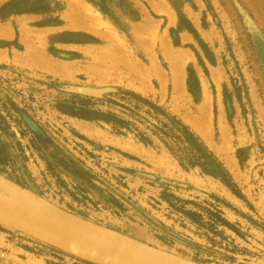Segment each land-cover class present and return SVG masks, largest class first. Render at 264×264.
Here are the masks:
<instances>
[{"label":"rangeland","instance_id":"obj_1","mask_svg":"<svg viewBox=\"0 0 264 264\" xmlns=\"http://www.w3.org/2000/svg\"><path fill=\"white\" fill-rule=\"evenodd\" d=\"M0 178L196 264H264V0H0ZM93 259L0 223V264Z\"/></svg>","mask_w":264,"mask_h":264},{"label":"water","instance_id":"obj_2","mask_svg":"<svg viewBox=\"0 0 264 264\" xmlns=\"http://www.w3.org/2000/svg\"><path fill=\"white\" fill-rule=\"evenodd\" d=\"M0 222L127 264H196L84 222L1 179Z\"/></svg>","mask_w":264,"mask_h":264},{"label":"bare ground","instance_id":"obj_3","mask_svg":"<svg viewBox=\"0 0 264 264\" xmlns=\"http://www.w3.org/2000/svg\"><path fill=\"white\" fill-rule=\"evenodd\" d=\"M91 19V18H90ZM85 22V21H84ZM163 45V44H162ZM166 45H163V47H165ZM161 47V46H160ZM162 47V48H163ZM162 48H160L161 50H162ZM167 48V46L165 47V49ZM163 49L164 50V53L163 54H167V56L170 54V52L169 53H167V51H170V50H168V49ZM172 51V50H171ZM173 52V51H172ZM172 54V53H171ZM170 56V55H169ZM170 59V58H169ZM152 67V66H151ZM167 77V76H166ZM180 79V78H179ZM1 179V178H0ZM2 180V179H1ZM2 181H4V180H2ZM5 182V181H4ZM5 183H7V182H5ZM8 185H10L9 183H7ZM11 187H14V186H12V185H10ZM15 188V187H14ZM17 189V188H16ZM21 192H23V191H21ZM23 193H25V194H27V195H29V196H31V197H34V196H32V195H30V194H28V193H26V192H23ZM34 198H36V197H34ZM37 200H39V201H41V202H43V203H45V204H48V203H46V202H44V201H42V200H40V199H38V198H36ZM49 205H51V204H49ZM51 206H53V205H51ZM53 207H55V206H53ZM55 208H57V207H55ZM58 209V208H57ZM58 210H60V211H62L61 209H58ZM62 212H64V211H62ZM64 213H66V212H64ZM67 214H69V213H67ZM69 215H71V214H69ZM71 216H73V215H71ZM73 217H75V216H73ZM75 218H77V217H75ZM78 219H80V218H78ZM80 220H82V219H80ZM82 221H84V222H87V221H85V220H82ZM1 224H3V225H6V226H9V227H13V228H16V229H19V230H21V231H24V232H28V233H31V234H33V235H35V236H38L37 234H34V233H32V232H29V231H26V230H23V229H20V228H17V227H15V226H12V225H8V224H5V223H2V222H0ZM87 223H89V224H92V223H90V222H87ZM92 225H94V226H96V227H98V228H101V229H104V230H107V231H110V230H108V229H105V228H102V227H99V226H97V225H95V224H92ZM111 232H113V231H111ZM113 233H116V232H113ZM116 234H118V233H116ZM119 235H121V234H119ZM121 236H124V235H121ZM38 237H40V238H42V239H45V238H43V237H41V236H38ZM124 237H126V238H128V239H130V240H133V241H135V242H138V241H136V240H134V239H132V238H129V237H127V236H124ZM45 240H48V239H45ZM48 241H50V242H53V243H58V242H55V241H51V240H48ZM138 243H140V244H143V243H141V242H138ZM58 244H61V245H65V246H67V247H70V248H74V249H78V250H82V251H84V252H87V253H89V254H91L92 256H93V258H95V259H105V260H109L110 262H113V263H115V264H127V263H123V262H120V261H117V260H113V259H110V258H107V257H104V256H101V255H99V254H97V253H94V252H92V251H89V250H86V249H83V248H79V247H74V246H72V245H69V244H66V243H58ZM144 245H146V244H144ZM146 246H148V245H146ZM151 247V246H150ZM153 248V247H152ZM156 249V248H155ZM157 250H159V249H157ZM161 251V250H160ZM164 252V251H163ZM167 253V252H166ZM169 254V253H168ZM172 255V254H171ZM175 256V255H174ZM177 257V256H176ZM180 258V257H179ZM181 259H183V258H181ZM183 260H185V259H183ZM186 261H188V260H186ZM189 262H191V261H189ZM192 263H194V262H192Z\"/></svg>","mask_w":264,"mask_h":264},{"label":"crops","instance_id":"obj_4","mask_svg":"<svg viewBox=\"0 0 264 264\" xmlns=\"http://www.w3.org/2000/svg\"><path fill=\"white\" fill-rule=\"evenodd\" d=\"M91 261H92V263H95V264H98L100 262V260L98 261L97 259H93Z\"/></svg>","mask_w":264,"mask_h":264}]
</instances>
